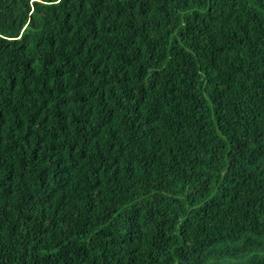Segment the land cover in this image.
<instances>
[{
  "label": "trees",
  "instance_id": "1",
  "mask_svg": "<svg viewBox=\"0 0 264 264\" xmlns=\"http://www.w3.org/2000/svg\"><path fill=\"white\" fill-rule=\"evenodd\" d=\"M0 264H264V0H0Z\"/></svg>",
  "mask_w": 264,
  "mask_h": 264
}]
</instances>
